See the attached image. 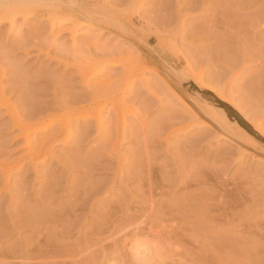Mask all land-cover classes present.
I'll return each instance as SVG.
<instances>
[{
  "label": "rangeland",
  "instance_id": "374dc122",
  "mask_svg": "<svg viewBox=\"0 0 264 264\" xmlns=\"http://www.w3.org/2000/svg\"><path fill=\"white\" fill-rule=\"evenodd\" d=\"M20 1L0 0V13L11 16L8 13L16 12L14 7ZM23 1L32 6L37 0ZM38 2L40 7L32 6L37 10L29 5L34 15L27 18L24 26L18 19L17 29L8 30V24L0 27V261L4 264H45L46 261L49 262L46 264H85V261L86 264H130L132 260L123 253L125 251L113 244L112 240H119V237L113 234L112 226L103 216L117 201L126 204L123 206H128L131 212L140 209L143 214H150V207L146 204L148 181H144L148 167L149 182L152 181L150 188L154 187L150 189L152 197L156 200L163 195L164 221H168V227H174L175 231L180 226L178 233L175 232L180 240V244H175L181 246L179 250L187 249L190 255L192 253L191 257L194 256L193 261L199 260L200 264H211L212 261L213 264H264V143L260 140L264 141V138L254 128L258 124L264 130V0ZM43 3L69 8L84 3L101 12L104 23L80 28L72 42V35L67 32L68 25L50 28ZM82 52L87 54H83L86 56L84 60L93 64L94 59L108 60V63L121 57L130 58V62L134 59L137 71L145 69L143 80L135 79L130 90L121 96L128 79L123 80L122 67H109L107 64L102 74L92 79L91 87L84 86L73 64L82 65L87 61L76 58ZM198 75L204 84L225 92L230 100L229 106L255 133L254 136L249 134L256 142L255 146L220 131L219 125L200 111L198 105L208 110L218 109L215 99L220 100L213 92L199 89L194 84L192 78ZM108 81L116 83L111 87ZM95 86L97 89L110 86L114 91V94L109 93L111 96L101 97L98 101V106H103L107 97L111 99L99 114L101 125L95 118H75L77 109L92 103L90 98ZM102 88L100 92H103ZM115 91L119 94L116 95ZM120 97L124 109L120 110L119 121L114 123L115 114L107 112ZM7 108L13 110L28 128L38 121L52 120L54 123L36 134L30 130V142L27 143L24 133L13 124ZM165 119L167 123H164ZM64 124L68 129L61 130ZM120 125L124 127L123 137L114 132L116 126L123 128ZM141 128H145L146 140L141 135ZM107 133H110L108 137ZM67 136L68 140L63 144ZM42 142L45 145L41 153L47 151L50 154L35 161L34 150ZM113 147L119 156L116 152V155H110ZM106 153H110V157L105 156ZM1 169L10 176L7 186L11 197L3 189L6 176ZM163 173L166 176L162 179ZM197 175L206 182L208 191L199 186L204 183ZM140 178L145 179L140 181ZM194 179L201 183L197 185ZM196 188L204 192L198 193ZM209 188L213 191L209 192ZM73 199L80 203L78 208L70 203ZM78 199H83L82 203L77 202ZM168 215H173V220ZM63 221H68V226L72 224L71 228ZM43 227L48 229L47 232ZM35 247L38 248L35 254L39 248L42 251L39 258L30 255L29 251L31 248L34 251ZM196 247L202 248L201 253L195 252L198 250ZM184 250H180L184 257L177 264H193L187 250L186 254ZM166 260L159 264L175 262V259Z\"/></svg>",
  "mask_w": 264,
  "mask_h": 264
},
{
  "label": "bare ground",
  "instance_id": "6f19581e",
  "mask_svg": "<svg viewBox=\"0 0 264 264\" xmlns=\"http://www.w3.org/2000/svg\"><path fill=\"white\" fill-rule=\"evenodd\" d=\"M38 1V0H37ZM37 1L36 2H34L33 4H32V6L33 5H35V7H37V6H39L40 5V3L39 4H37ZM49 1H51V0H49ZM64 1V0H63ZM69 1V0H68ZM75 1V0H74ZM67 2V1H66ZM79 3V2H78ZM86 3V2H85ZM29 4V3H28ZM46 3H43L42 5H44L43 6V8H45L44 9V15L46 14V20H47V23L49 24V26H50V28L51 29H55V28H57V27H60V26H62V25H68V27H67V32H69L71 35H72V37H71V40H72V42L74 41V35H75V33L77 32V30H79L80 28H90L91 27V24H94V23H97V24H103L104 22H103V19L100 17V16H102L101 15V12H99V11H96L95 9H90V7H87L84 3H83V5H81V6H77V7H74V8H69V7H65V6H59V5H53V4H47V6L45 5ZM65 4H67V3H65ZM69 4V3H68ZM75 4V3H74ZM88 4V3H87ZM30 5V4H29ZM29 5H27L23 0H21L20 1V3L18 4L17 3V6H15L14 8L17 10L16 12H11V13H8L9 15H11V16H8V15H4V14H1L0 13V27L3 25V24H8V26H9V29L8 30H12V29H14V28H16V25H18L17 24V20L18 19H20L21 20V25H23L24 26V24H25V21L27 20V18L30 16V15H34V11L32 10V9H34V8H32V6L30 5V7L32 8H29ZM71 5V4H70ZM41 6V5H40ZM39 6V7H40ZM1 7V6H0ZM10 7V6H9ZM38 7V8H39ZM70 7H72V6H70ZM42 7L41 8H39V9H43ZM76 8V9H75ZM6 9V8H5ZM36 10H37V8H35ZM34 9V10H35ZM11 10V9H10ZM12 10H14V9H12ZM6 11V10H5ZM66 12V14H63V12ZM36 13V12H35ZM40 14H42L41 13V11H40ZM36 16V15H35ZM45 17V16H44ZM261 17H263V15L261 16ZM39 18V17H38ZM256 19H258V18H256ZM261 18H259V20H260ZM105 20V19H104ZM111 20V19H110ZM133 20V19H132ZM106 21H107V19H106ZM255 21V20H254ZM112 22V21H111ZM118 22V21H117ZM262 23V22H261ZM108 24V23H107ZM119 24V23H118ZM117 24V25H118ZM122 24V23H121ZM257 24H259L258 22H257ZM69 25H70V28H69ZM100 25V26H101ZM260 25V24H259ZM258 25V26H259ZM20 26V25H19ZM19 26H17V27H19ZM122 26V25H121ZM121 26H120V28H121ZM65 27V26H64ZM104 27V26H103ZM110 28V26H108L107 25V28ZM124 27V26H123ZM257 27V26H256ZM105 28V27H104ZM261 28V27H260ZM17 29V28H16ZM64 29V28H63ZM66 29V28H65ZM115 29V28H114ZM124 29H125V27H124ZM262 29V28H261ZM116 30V29H115ZM59 31V30H58ZM64 31V30H63ZM120 31V30H119ZM263 32H264V28H263V30H262ZM116 32H118V31H116ZM259 32V31H258ZM258 32L256 31V33L258 34ZM119 33V32H118ZM260 35L261 34H263L262 32H261V30H260ZM127 34V33H126ZM253 34V33H252ZM158 35V34H157ZM258 36V35H257ZM263 36V35H262ZM255 38V37H254ZM157 39H159L158 38V36H157ZM76 40V39H75ZM88 40V39H87ZM56 41V40H55ZM54 43V42H53ZM54 44H56V42L54 43ZM73 44V43H72ZM93 44V43H92ZM60 45V44H59ZM60 47H62V45L60 46ZM77 47V46H76ZM56 48V47H55ZM58 48V47H57ZM80 48V47H79ZM86 48V47H85ZM78 49V48H77ZM87 50V49H86ZM88 52V51H87ZM81 53V52H80ZM58 54V53H57ZM83 54H85V55H87L86 53H84V52H82V54H80V56H78V57H76V58H79V60L80 59H82V61L84 62V61H86V60H84V56H83ZM87 57H89V55L87 56ZM243 57V56H242ZM62 58V57H61ZM85 58H86V56H85ZM127 58V57H126ZM92 59V58H91ZM97 59V58H96ZM102 59V58H101ZM127 60H129V61H127ZM127 60L126 59H124L123 57H121L120 59H116V61L115 62H113V63H108L109 61L108 60H95L94 59V61L96 62H94V64L93 63H90L88 60L86 61V62H84V63H82V65L80 64V63H73L74 64V66L77 68V72H76V74L78 73V76L80 77L81 76V78H82V80H83V85L84 86H88L89 85V87H91V85H90V83H91V81H92V79H94V78H96V77H98L99 75H101L102 74V72H103V70H104V66H106L107 64L109 65V67H117V66H120V67H122V69L121 70H123V75H122V78H124L123 80H125V79H128V83L127 84H125V91H123V88L120 90V91H123V92H121V96H123V95H125L124 94V92H126V91H128V90H130V88L132 87V85H133V82H134V80L135 79H141V80H143V76H144V71H145V69H143V68H141L142 70L141 71H137V65H136V63L134 62L133 63V60H132V62H130V58L128 59L127 58ZM67 61V60H66ZM64 63H68V62H64ZM70 64V66H71V63H69ZM68 64V65H69ZM67 65V64H66ZM139 65V64H138ZM64 66V65H63ZM69 66V67H70ZM65 67V66H64ZM98 67H99V69L100 70H98ZM139 67V66H138ZM149 68V67H148ZM119 76V75H118ZM112 79H110V81H111ZM118 80V79H117ZM110 81H108L107 83H109L110 84ZM116 81V80H115ZM114 81V82H115ZM192 81L194 82V84L196 85V86H198L199 87V89H203V90H208V91H211V92H213L214 94H215V96L220 100V101H222V102H224V103H226V104H228V105H231L230 104V100H228L229 98H227L226 97V95H225V92L223 91V90H214L213 88H211L209 85H206V84H204L203 82H202V80H201V78H200V76L198 75V76H195V77H193L192 78ZM93 82V81H92ZM95 82V81H94ZM114 82H112V84L114 85L115 83ZM104 83V82H103ZM102 83V84H103ZM105 83H106V81H105ZM145 83V82H144ZM97 84V83H96ZM108 84V85H109ZM112 84H110L111 85V87H112ZM93 85H95V84H93ZM92 85V86H93ZM107 85V84H106ZM143 85V84H142ZM99 86H100V84H99ZM110 87V86H109ZM108 86L106 87L105 86V88L103 87H101L102 89H103V92H100V90L99 89H101L100 87L97 89L96 88V86H95V88H96V90L94 89V91L92 92L93 93V95L91 96V98H90V100H92V103L88 106V107H80L79 109H77V115H76V119L77 120H87V119H89V118H95V120L97 121V123H98V125H101V122H102V120H101V118H100V112H101V110L102 109H104L105 108V103L106 102H108L109 100H111L109 97H107L106 98V100H105V103L104 102H102V103H104L103 104V106H98V103L100 102L99 100H100V98L101 97H106V96H108V95H110V94H114V91L111 89V87L109 88ZM107 88H108V90H107ZM92 89H93V87H92ZM113 89H114V87H113ZM148 89V88H147ZM89 90V89H88ZM110 90V92H108ZM153 90V89H152ZM91 91V90H90ZM89 91V92H90ZM111 91L113 92V93H111ZM110 93V94H109ZM89 94H91V92L89 93ZM115 94H116V91H115ZM117 94H119V93H117ZM116 94V95H117ZM129 95V94H128ZM86 96V95H85ZM90 96V95H89ZM111 96V95H110ZM119 96V95H118ZM117 97V96H116ZM114 98H115V96H114ZM80 99V98H79ZM89 100V99H88ZM99 101V102H98ZM112 101H113V99H112ZM61 102V101H60ZM114 102V101H113ZM120 102H123V100H122V97H120V98H118L117 100H116V102H114L115 104H112L113 105V107H112V109H110L109 110V112H107V114H109V113H114L115 115V117H116V119H114L115 120V122L114 123H117L118 121H119V118H121V117H119V115H122V112L120 113V110L121 111H123V109H124V106H123V104H121ZM64 103V102H63ZM76 103V102H75ZM78 103V102H77ZM112 103V102H111ZM116 103H119V105H117ZM199 103V102H198ZM83 104V103H82ZM89 104V103H88ZM177 104V103H176ZM81 105V104H80ZM197 105V104H196ZM109 106V105H108ZM111 106V105H110ZM199 106V107H198ZM197 107L200 109V111H202V113L207 117V118H209L211 121H213V122H215V123H217V125H219V129H221L220 131H223V132H225L227 135L228 134H230V135H232V136H234V137H236V138H238L239 140H242L244 143H246V144H248V145H252V146H255L256 145V142L253 140V138L245 131V130H243L237 123H233V122H231L228 118H227V116H226V114H225V112H224V110H222V109H220V108H218V109H215V110H208V109H205V108H202L200 105H198ZM62 107V106H61ZM60 107V108H61ZM173 107V106H172ZM171 107V108H172ZM75 108V107H74ZM107 108H111V107H107ZM174 108V107H173ZM62 111V110H61ZM73 111V110H72ZM72 111H70V114H72L71 112ZM171 111V110H170ZM7 113L9 114V116H10V118L12 119V122H13V124L17 127V128H19L23 133H24V135H25V138H26V142L27 143H29L30 142V138H29V131L30 130H32L33 132L32 133H34V134H36L38 131H40V130H43V129H45V128H47L49 125H52L54 122L51 120V121H48V122H36V123H34L31 127H27L26 125H24L23 124V122H22V119H20L14 112H13V110H11L10 108H7ZM136 113V112H135ZM72 115H74V114H72ZM32 116V115H31ZM108 116V115H107ZM134 116V115H133ZM172 116V115H171ZM112 117H113V115H112ZM141 117V116H140ZM72 118V117H71ZM111 118V117H110ZM143 118V117H142ZM10 119V120H11ZM122 119H124L123 117H122ZM170 119V118H169ZM171 120V119H170ZM142 121H143V119H142ZM162 121V120H161ZM166 121V122H165ZM165 121H164V123H167V120L165 119ZM70 122V121H69ZM121 122V121H120ZM172 122V121H171ZM170 122V123H171ZM109 123H111L110 121H109ZM122 123V122H121ZM148 123V122H147ZM168 123H169V120H168ZM28 124V123H27ZM105 124V123H104ZM143 124V123H142ZM149 124V123H148ZM196 124V123H195ZM31 125V124H30ZM146 125V124H145ZM154 125V124H153ZM156 125V124H155ZM159 125V124H158ZM171 125V124H170ZM77 126V125H76ZM107 126V125H106ZM114 126V125H113ZM121 126V125H120ZM83 127V126H82ZM121 127H123V125L121 126ZM135 128V127H134ZM133 128V129H134ZM161 128V127H160ZM255 128V130H256V132L260 135V136H262L263 138H264V130H263V128H261L258 124H256V126L254 127ZM61 130H64V129H68V125L67 124H64V126H62L61 128H60ZM110 129V128H109ZM142 129V128H141ZM141 129H140V131H141ZM144 129L145 128H143L142 129V133L143 134H141V135H143L142 137H143V139H145L144 138V134H145V132H144ZM156 129H158L157 128V126H156ZM115 130L116 131H114V132H116V134H117V136L118 137H123V134H124V127L123 128H119V127H117L116 126V128H115ZM169 130V129H168ZM153 131V130H152ZM155 131V130H154ZM158 131V130H157ZM106 132V131H105ZM112 132V131H111ZM222 133V132H221ZM256 133V134H257ZM108 134V133H107ZM114 134V133H113ZM115 134V135H116ZM151 134V133H150ZM155 134V133H154ZM57 135V134H56ZM110 135V133L107 135V137ZM156 135V134H155ZM155 135H154V137H155ZM69 136V135H68ZM68 136L66 137V138H64L63 139V144H65L66 142H67V140H68ZM77 136V135H76ZM116 136V137H117ZM146 136V135H145ZM148 136V135H147ZM141 137V136H140ZM228 137V136H227ZM34 138V137H33ZM153 138V137H152ZM157 138V137H156ZM117 139V138H116ZM157 139H159V138H157ZM157 139H156V141H157ZM77 140V139H76ZM146 140V139H145ZM144 140V142H146ZM166 140V139H165ZM155 141V142H156ZM159 141V140H158ZM58 143V142H57ZM121 143V142H120ZM141 143V142H140ZM165 143V142H164ZM144 144V143H143ZM146 144V143H145ZM149 144V143H148ZM159 144V143H158ZM166 144V143H165ZM45 145V142H42L35 150H34V155H33V157H34V159L33 160H35V161H37L38 159H40V157H41V159H45L46 157H47V155L48 154H50V153H48L47 151L43 154V153H41V151H42V148H43V146ZM166 146V145H165ZM52 148V147H51ZM141 149V148H140ZM170 150V149H169ZM144 151H146V150H144ZM166 151H168V150H166ZM263 151V150H262ZM30 152V151H29ZM31 152H33V151H31ZM52 152V151H51ZM105 151H103V152H101V153H104ZM117 153V151H115V148L113 147V149H111V154L110 153H106L105 154V156H108L109 154L111 155V156H113V154H115L116 155V153ZM169 152V151H168ZM99 153V152H98ZM146 153V152H145ZM149 153V152H148ZM52 154V153H51ZM100 154V153H99ZM140 154V153H139ZM54 155V154H53ZM110 155L108 156V157H110ZM117 155H118V153H117ZM100 155H98L97 157H99ZM105 156H102V157H105ZM119 156V155H118ZM125 156V155H124ZM29 157H30V155H29ZM95 157V156H94ZM31 158H32V156H31ZM52 158V157H51ZM99 159V158H98ZM144 159V158H143ZM90 161V160H89ZM149 161V160H148ZM150 161H152V160H150ZM83 162V161H82ZM63 163V162H62ZM81 163V162H80ZM93 163V162H92ZM124 163V162H123ZM32 164H34V162L32 163ZM84 164V163H83ZM94 164H95V162H94ZM120 164V163H119ZM2 165V164H1ZM57 165V164H56ZM34 166H35V164H34ZM77 166V165H76ZM89 166V165H88ZM88 166H87V168H88ZM2 167H4V166H2ZM83 167H84V165H83ZM118 167H119V165H118ZM36 168V167H35ZM34 168V169H35ZM79 168V167H78ZM77 168V169H78ZM150 168V167H149ZM83 170V169H82ZM151 170V169H150ZM167 170V169H166ZM211 170V169H210ZM88 171V170H87ZM147 175H145V180L144 179H139L140 181H142V180H144L145 182H146V180L148 181V191H149V194H147L148 195V198H147V200H148V202L146 203V204H148L149 205V207H150V209L149 210H151V212H150V214H143L142 213V211L140 210V209H136V210H133V212H131L130 210H129V208H128V206H123V205H126V204H123L121 201H117L116 203H115V206L113 207V208H109V210L106 212H104V220L108 223V224H110L111 226H112V228H113V234L115 233V234H117L118 235V237H119V240H116V239H118V238H116L115 236V238L116 239H114V240H112V242H113V244L115 245V246H120V248L123 250V251H125V252H123V253H126V255L128 256V258H130V260H132L131 262H133V264H159V263H163L166 259H170V260H173V259H175L174 261L175 262H173L174 264H177V263H179V262H181L182 261V257H184V256H182V253H183V251H180V250H184V248L183 249H180L179 250V247H181V246H179V245H175V244H180V240H179V237L176 235V231L179 229V227L177 226L176 228H178V229H176V231H175V229H174V227L173 228H171L170 226V228L168 227V225H167V222L166 221H164L165 220V217H166V215H165V209L164 208H162V204H163V199H162V197H163V195H160L161 197H157L158 199H154V197H152V195H153V193H152V195H151V190L154 188H150V187H152L151 185L152 184H150L151 182H149V176H151L149 173V169H148V167H147ZM1 172H3L4 174H5V176H6V178H5V187L3 188V189H5L6 191H7V194H8V196L9 197H11V195H10V192L8 191V186H7V182L9 181L8 179H9V174L8 173H6V171L4 170V169H1ZM82 172V171H81ZM143 172V171H142ZM145 172V171H144ZM213 172V171H212ZM141 173V172H140ZM165 173V172H164ZM163 173V175H162V179L166 176L165 174ZM195 173H196V171H195ZM211 173V172H210ZM54 174V173H53ZM85 174V173H84ZM139 174V173H138ZM143 174V173H142ZM146 174V173H145ZM177 174V173H176ZM197 174V173H196ZM200 174V173H199ZM215 174V173H214ZM140 175V174H139ZM144 175V174H143ZM190 175V174H189ZM4 176V175H3ZM138 176V175H137ZM190 176H193V175H190ZM198 176V175H197ZM211 176H213V173L211 174ZM214 176H216V174L214 175ZM143 177V176H142ZM193 177H195V176H193ZM199 177V176H198ZM52 178V177H51ZM119 178V177H118ZM138 178V177H137ZM160 178V179H161ZM188 178V177H187ZM196 178V177H195ZM199 178H201V176L199 177ZM198 178V179H199ZM217 178V177H216ZM216 178H214V179H216ZM122 179V178H121ZM193 179V178H192ZM203 178H201V180H202ZM58 180V179H57ZM167 180H169V179H167ZM189 180V179H188ZM188 180H185V182L187 183V181ZM194 180H196V179H194ZM206 180V179H205ZM204 180V181H205ZM50 180L48 179V182H49ZM84 181V180H83ZM190 181V180H189ZM22 182V181H21ZM86 182V181H85ZM161 182H162V180H161ZM163 182H164V180H163ZM166 182H168V181H166ZM192 182H194V181H192ZM195 182H198V183H196L197 185H199L200 183H199V181L198 180H196ZM194 182V183H195ZM202 182H203V180H202ZM51 183H52V180H51ZM54 183H56V182H54ZM58 183H59V181H58ZM82 183V182H81ZM89 183V182H88ZM165 183V182H164ZM204 183V185H206L205 183L206 182H203ZM86 184V183H85ZM196 184H194V185H196ZM20 185V184H19ZM56 185V184H55ZM183 185V184H182ZM197 185H196V187H197ZM202 185V187L204 188H206L207 189V185L206 186H204L203 184H200L199 186H201ZM21 186V185H20ZM23 186V185H22ZM58 186V185H57ZM56 186V187H57ZM65 186V185H64ZM90 186V185H89ZM88 186V187H89ZM184 186H185V184H184ZM76 187V186H75ZM161 187V186H160ZM183 187V186H182ZM187 187V186H186ZM185 187V188H186ZM21 188V187H20ZM80 188V187H79ZM81 188H82V186H81ZM84 188V187H83ZM91 188L92 189H94L93 188V186H91ZM179 188H180V186H179ZM212 189H213V187H211ZM47 190H48V188H46ZM45 189V190H46ZM55 189V188H54ZM76 189H78V188H76ZM144 189V188H143ZM151 189V190H150ZM160 189V188H159ZM210 189V188H209ZM68 190V189H67ZM85 190V189H84ZM123 190V189H122ZM140 190V189H139ZM147 190V189H146ZM163 190V189H162ZM195 190H198V188H196ZM214 190V189H213ZM213 190H211L210 189V191L209 192H212ZM85 191H87V190H85ZM90 191V190H89ZM119 191V190H118ZM141 191V190H140ZM165 191V190H164ZM187 191V190H186ZM207 191H208V189H207ZM207 191H205V192H207ZM14 192V191H13ZM20 192V191H19ZM51 192V191H50ZM74 192V191H73ZM77 192V191H76ZM146 192V191H145ZM158 192V191H157ZM161 192V191H160ZM184 192V191H183ZM182 192V193H183ZM197 192V191H196ZM203 193L204 192V190L202 189V191H201V189H200V191L198 190V193ZM21 193V192H20ZM23 193V192H22ZM21 193V194H22ZM53 193V192H52ZM84 193V192H83ZM87 193V192H86ZM118 193V192H117ZM43 194H44V192H43ZM48 194V193H47ZM75 194V193H74ZM89 194V193H88ZM162 194V193H161ZM50 195H51V193H50ZM77 195H79V193L77 194ZM85 195V194H84ZM144 195V194H143ZM164 195H165V193H164ZM199 195H202V194H199ZM212 195H213V193H212ZM20 196V195H19ZM23 196H26V195H24V193H23ZM81 196V195H80ZM122 196V195H121ZM84 198H85V196H83ZM88 197V196H87ZM146 197V196H145ZM25 197H23V201L25 200L24 199ZM79 198V197H78ZM89 198V197H88ZM87 198V199H88ZM156 198V197H155ZM166 198V197H165ZM164 198V199H165ZM91 199V198H90ZM89 200V199H88ZM146 200V201H147ZM12 201H14V200H12ZM26 201V200H25ZM41 201V200H40ZM49 201V200H48ZM78 201H80L79 199L77 200V202ZM81 201H83V199L81 200ZM80 201V202H81ZM123 201V200H122ZM20 202V201H19ZM42 202V201H41ZM47 202V201H46ZM84 202H86V201H84ZM124 202V201H123ZM21 203H23L22 202V200H21ZM20 203V204H21ZM60 203V202H59ZM69 203V202H68ZM67 203V204H68ZM70 203H72V205L73 206H75V204H76V206H77V204L78 205H80V203H76V201H75V199H73V201H71ZM69 203V204H70ZM82 203V202H81ZM113 203V202H112ZM124 203H126V202H124ZM166 203V202H165ZM164 203V204H165ZM67 204H65L66 206H67ZM26 205V204H25ZM72 205H71V209H72ZM84 205V204H83ZM143 205V204H142ZM167 206H168V202H167V204H166ZM21 206H22V204H21ZM49 206V205H48ZM51 206V205H50ZM69 206V205H68ZM82 206V205H81ZM103 206H104V204H103ZM112 206V205H111ZM24 207H26V206H24ZM65 207V206H64ZM85 207V206H84ZM28 208V207H27ZM74 208H76V207H74ZM77 208H78V206H77ZM136 208V207H135ZM5 209V208H4ZM32 209V208H31ZM51 209V208H50ZM61 209V208H60ZM59 209V210H60ZM68 209H69V207H68ZM71 209H69V211H71ZM80 209V208H79ZM142 209V208H141ZM56 210V209H55ZM62 210V209H61ZM101 210V209H100ZM105 210H107V208L105 209ZM132 210V209H131ZM174 210V209H173ZM11 211V210H10ZM21 211H23V210H21ZM53 211V210H52ZM58 211V210H57ZM56 211V212H57ZM66 211V210H65ZM73 211V210H72ZM172 211V210H171ZM13 212V211H12ZM29 212H30V210H29ZM28 212V213H29ZM24 213H25V211H24ZM31 213V212H30ZM61 213H63V211H61ZM72 213V212H71ZM99 213V212H98ZM21 214H23V213H21ZM32 214H34V213H32ZM59 214V213H58ZM64 214H66V213H64ZM68 214V213H67ZM170 214V213H169ZM11 215V214H10ZM19 215V214H18ZM24 215V214H23ZM176 215V214H175ZM21 216V215H20ZM28 216V215H27ZM66 216H68V217H70L69 215H66ZM169 217L168 218H170V219H172L171 217L173 216V215H171V217H170V215H168ZM68 217H66V218H68ZM52 218H54V217H52ZM71 218V217H70ZM167 218V219H168ZM32 220H33V218H31ZM57 219V218H56ZM55 219V220H56ZM64 219V218H63ZM62 219V220H63ZM72 219V218H71ZM100 219V218H99ZM27 220H30V219H27ZM74 220V219H73ZM72 220V221H73ZM173 220V219H172ZM59 221H61V219L59 220ZM69 221V220H68ZM68 221H63V222H65V226H68V224L66 225V223L68 222ZM28 222V221H27ZM31 222V221H30ZM36 222V221H35ZM53 222H55V221H53ZM71 222V221H70ZM69 222V223H70ZM103 222V221H102ZM32 223V222H31ZM31 223H29V224H31ZM36 223H38V222H36ZM35 223V224H36ZM41 223H43V222H41ZM45 223V222H44ZM60 223V222H59ZM73 223H74V221H73ZM76 223H78V222H76ZM104 223V222H103ZM106 223V224H107ZM28 224V225H29ZM33 224H34V220H33ZM40 224V223H39ZM38 224V225H39ZM99 224V223H98ZM175 224V223H174ZM37 225V224H36ZM35 225V226H36ZM43 225V224H42ZM41 225V226H42ZM54 225H57V224H55L54 223ZM59 225V224H58ZM70 226L72 225V224H69ZM100 225V224H99ZM33 226V225H32ZM31 226V227H32ZM35 226H33V227H35ZM63 226H64V224H63ZM63 226H60L61 228H64ZM70 226H68L69 228H71ZM174 226V225H173ZM40 227V226H39ZM58 228V226H55V228ZM59 227V228H60ZM93 227V226H92ZM96 227V226H95ZM182 227H185L184 226V224H183V226ZM54 228V229H55ZM69 228H67V231H68V229ZM78 228V227H77ZM32 229V228H31ZM37 229V228H36ZM42 229H45L44 227L42 228ZM54 229H53V232H55L54 231ZM73 229V228H72ZM170 229V230H169ZM46 230V229H45ZM48 230V229H47ZM47 230H46V232H47ZM57 230V229H56ZM62 230V229H61ZM60 230V231H61ZM65 230H66V227H65ZM112 230V229H111ZM157 230H159V231H157ZM185 230V229H184ZM51 232H52V230H50ZM57 231H59V230H57ZM56 231V232H57ZM76 231H77V229H76ZM181 231H182V234H183V230H180L179 232L181 233ZM45 232V231H44ZM61 232H63V230L61 231ZM72 232V231H71ZM60 233V232H59ZM67 233V232H66ZM65 233V234H66ZM85 233V232H84ZM177 233H178V231H177ZM40 234V233H39ZM46 234V233H45ZM52 234H54V233H52ZM52 234H50V235H52ZM56 234V233H55ZM61 234V233H60ZM80 234V233H79ZM96 234V233H95ZM95 234H94V236H95ZM112 234V233H111ZM184 234L186 235V237H188L187 236V232L185 233L184 232ZM192 235H193V233H191ZM42 235V234H41ZM57 235V234H56ZM64 235V234H63ZM70 235V234H69ZM85 235V234H84ZM97 235H98V233H97ZM185 235H183V236H185ZM91 236H93V234L91 235ZM83 237V236H82ZM194 237V236H193ZM50 238V237H49ZM62 238V237H61ZM66 238V237H65ZM85 238H87V237H85ZM89 238V237H88ZM99 238V237H98ZM54 239H56V238H54ZM53 239V240H54ZM57 239H59V238H57ZM96 240H97V238H95ZM111 239V238H110ZM193 239V238H192ZM192 239H190L191 241H192ZM62 240H63V238H62ZM67 240V239H66ZM82 240V239H81ZM93 240V239H92ZM95 240V241H96ZM102 240V239H101ZM181 240H182V238H181ZM49 241H52L51 239L49 240ZM89 241V240H88ZM95 241H94V243H95ZM108 241V240H107ZM66 242V241H65ZM110 242V241H109ZM177 242H179V243H177ZM47 243V242H46ZM182 243V242H181ZM199 243V242H198ZM197 243V244H198ZM32 244V243H31ZM55 244V243H54ZM57 244V243H56ZM62 244H63V241H62ZM86 244H87V242H86ZM96 244V243H95ZM98 244V243H97ZM96 244V245H97ZM196 244V243H195ZM40 245V244H39ZM38 245V246H39ZM49 245H51V244H49ZM66 245V244H65ZM64 245V246H65ZM77 245V244H76ZM88 245V244H87ZM181 245H183V244H181ZM32 246V245H31ZM37 246V245H36ZM47 246H48V244H47ZM47 246H45V247H47ZM58 246V245H57ZM60 246V245H59ZM62 246V245H61ZM63 246V247H64ZM89 246V245H88ZM199 246V245H198ZM40 247V246H39ZM72 247H73V245H72ZM185 247V246H184ZM203 247V246H202ZM36 248V249H35ZM34 249V251H33V248H31L32 249V251H29V252H31L30 253V255L32 256V258H34V255H36L35 257L36 258H39L38 256H40V255H42V251L40 250V248H39V251H37V253L35 254V251L38 249L37 247H35ZM50 248V247H49ZM74 248V247H73ZM73 248H71V249H73ZM76 248V247H75ZM115 248V247H114ZM197 248V247H196ZM61 249V248H60ZM95 249H96V247H95ZM100 249V248H99ZM116 249H117V247H116ZM185 249H186V247H185ZM198 250H195V252L196 251H198V253L200 252L201 253V249L199 250V248H197ZM66 250V249H65ZM64 250V251H65ZM78 250V249H77ZM97 250V249H96ZM102 250V249H101ZM187 250V249H186ZM186 250H184L185 251V254H186ZM26 251V250H25ZM67 251H70V250H67ZM73 251H75V249L73 250ZM80 251V250H79ZM88 251H89V249H88ZM94 251V250H93ZM93 251H91V252H93ZM191 251H193V250H191ZM5 252V251H4ZM99 252V251H98ZM103 252V251H102ZM190 253V251H188L187 250V253ZM44 253L45 252H43V255H44ZM71 253V252H70ZM69 253V254H70ZM85 253V252H84ZM89 253V252H88ZM96 253V252H95ZM188 253V254H189ZM197 253V252H196ZM197 253V254H198ZM203 253H204V251H203ZM82 254V253H81ZM86 254H87V252H86ZM114 254V253H113ZM187 254V255H188ZM4 255V254H3ZM6 255V254H5ZM7 255H9V254H7ZM29 255V254H28ZM64 255V254H63ZM62 255V256H63ZM72 255V254H71ZM90 255H91V253H90ZM93 255H94V253H93ZM117 254L115 253L114 254V257L116 256ZM123 255H125V254H123ZM184 255V254H183ZM194 255V254H193ZM196 255V254H195ZM201 255V254H200ZM203 255V254H202ZM27 256V255H26ZM30 256V257H31ZM69 256V255H68ZM75 256V255H74ZM95 256V255H94ZM103 256V255H102ZM118 256H119V254H118ZM121 256V255H120ZM127 256H125L126 257V259H128L127 258ZM189 256H190V258H192L191 256H192V253H191V255L189 254ZM197 256H199V255H197ZM6 257V256H5ZM4 257V258H5ZM29 257V256H28ZM28 257H27V259H28ZM29 257V258H30ZM42 257V256H41ZM84 257V256H83ZM82 257V258H83ZM117 257V256H116ZM186 257V256H185ZM201 257V256H200ZM200 257H196V258H200ZM206 257V256H205ZM26 258V257H25ZM68 258L69 257H67V261H69L68 260ZM96 258V257H95ZM101 258H103V257H101ZM112 258H113V256H112ZM187 258H189V257H187ZM193 258H194V256H193ZM193 258L191 259V263H192V261H193ZM196 258H195V260H196ZM204 258V257H203ZM3 259V258H2ZM7 259V258H6ZM31 259V258H30ZM29 259V260H30ZM64 259V258H63ZM62 259V260H63ZM75 259V258H74ZM85 258H83V260H84ZM114 259H116V258H114ZM114 259H111V261L112 260H114ZM119 259V258H118ZM118 259L115 261V262H117L118 261ZM121 259H123V258H121L120 257V260ZM186 259V258H185ZM184 259V260H185ZM202 259V258H201ZM10 260V259H9ZM8 260V261H9ZM28 260V261H29ZM66 260H64L65 262H66ZM77 260H78V258H77ZM91 260V259H90ZM95 260V259H94ZM102 260V259H101ZM169 260V261H170ZM190 260V259H189ZM198 260V259H197ZM202 260H206V259H202ZM27 261V260H26ZM34 261V260H33ZM32 261V262H33ZM36 261V260H35ZM34 261V262H35ZM70 261H71V258H70ZM87 261H89V259L87 260ZM167 261V260H166ZM186 261V260H185ZM2 262V263H1ZM10 262H12V261H10ZM24 262V261H23ZM31 262V263H32ZM33 262V263H34ZM55 262V261H54ZM62 263H63V261H61ZM73 262V261H72ZM77 262V261H76ZM110 262V261H109ZM123 262V261H122ZM122 262H120V263H122ZM130 262V261H129ZM131 262H130V264H131ZM171 262V264H173ZM190 262V261H189ZM194 262H195V264H200V263H198L199 262V260L198 261H193V264H194ZM0 263L1 264H4L3 263V261H0ZM8 263V262H7ZM6 263V264H7ZM27 263V262H26ZM46 263H49V262H47L46 261ZM45 263V264H46ZM53 262H51V264H52ZM67 263V262H66ZM81 263H82V260H81ZM88 263V262H87ZM108 263V262H107ZM183 263V262H182ZM182 263H180V264H182ZM28 264V263H27ZM54 264H56V263H54ZM76 264H78V262L76 263ZM85 264H86V261H85ZM124 264V263H123ZM166 264V263H165ZM187 264V263H186ZM204 264V263H203ZM208 264H209V262H208ZM211 264H213V261H212V263Z\"/></svg>",
  "mask_w": 264,
  "mask_h": 264
},
{
  "label": "trees",
  "instance_id": "16d2710c",
  "mask_svg": "<svg viewBox=\"0 0 264 264\" xmlns=\"http://www.w3.org/2000/svg\"><path fill=\"white\" fill-rule=\"evenodd\" d=\"M209 96H212L210 93H207ZM215 103L217 106L225 111L230 121L236 122L243 130H245L250 135H255L253 131L251 130V127L246 123V121L243 120V118L229 105L222 103L220 101H217L215 99ZM263 143L264 141L260 139Z\"/></svg>",
  "mask_w": 264,
  "mask_h": 264
}]
</instances>
